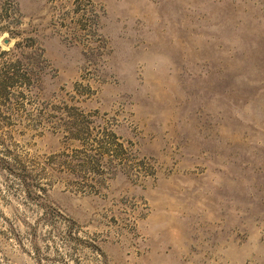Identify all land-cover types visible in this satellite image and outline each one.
<instances>
[{
    "label": "rangeland",
    "instance_id": "obj_1",
    "mask_svg": "<svg viewBox=\"0 0 264 264\" xmlns=\"http://www.w3.org/2000/svg\"><path fill=\"white\" fill-rule=\"evenodd\" d=\"M0 264H264V0H0Z\"/></svg>",
    "mask_w": 264,
    "mask_h": 264
},
{
    "label": "trees",
    "instance_id": "obj_2",
    "mask_svg": "<svg viewBox=\"0 0 264 264\" xmlns=\"http://www.w3.org/2000/svg\"><path fill=\"white\" fill-rule=\"evenodd\" d=\"M76 115H81L83 118H84V117H86V115H84V114H81V113H76ZM76 117H77V116H76ZM77 135H78V134H75V136H76V137H77ZM97 160H99V161H100V158H99V159H97ZM87 164H88V163H87ZM87 164H86V162H84V163H83V167H86V166H87Z\"/></svg>",
    "mask_w": 264,
    "mask_h": 264
}]
</instances>
